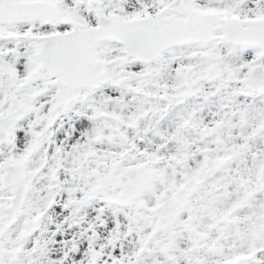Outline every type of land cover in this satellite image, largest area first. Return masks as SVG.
<instances>
[{"label": "snow or ice", "instance_id": "snow-or-ice-1", "mask_svg": "<svg viewBox=\"0 0 264 264\" xmlns=\"http://www.w3.org/2000/svg\"><path fill=\"white\" fill-rule=\"evenodd\" d=\"M0 264H264V0H0Z\"/></svg>", "mask_w": 264, "mask_h": 264}]
</instances>
